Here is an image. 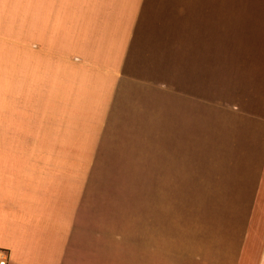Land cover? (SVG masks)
Returning a JSON list of instances; mask_svg holds the SVG:
<instances>
[{
    "label": "crops",
    "instance_id": "1",
    "mask_svg": "<svg viewBox=\"0 0 264 264\" xmlns=\"http://www.w3.org/2000/svg\"><path fill=\"white\" fill-rule=\"evenodd\" d=\"M114 134L146 153L131 256L92 193ZM2 257L264 264V0H0Z\"/></svg>",
    "mask_w": 264,
    "mask_h": 264
},
{
    "label": "rangeland",
    "instance_id": "2",
    "mask_svg": "<svg viewBox=\"0 0 264 264\" xmlns=\"http://www.w3.org/2000/svg\"><path fill=\"white\" fill-rule=\"evenodd\" d=\"M31 65L34 66V64ZM34 71L35 68L29 69V74H33ZM24 89L27 92H37V86L31 85V82H29L28 85L13 86V109H20V103L22 101L14 97H18V92L23 91ZM27 111L29 114L28 124H33L34 126L38 125L39 107L37 103L35 101L28 102ZM13 120L18 123L20 117H13ZM114 135L115 136L112 137V139H109L102 147L99 146V149L93 150L95 155H100L107 161L104 166H95V168H100L102 174L106 173L107 179L97 181L95 180V177H93L92 193L93 200L95 199L97 202L100 201V203L107 206L109 256H114L116 244L119 247V243L123 248L124 256H131L133 237L131 210L132 205L135 202V196L137 195V198L139 196V205L141 206V209L146 208L147 203L146 180L135 181L132 174L135 167L139 168V172L142 173L144 171L143 166H134L133 162L137 157L144 156L146 153L143 149H132V147L129 146V139L125 138L129 141V143H126V140H123L122 138L123 136L119 137V134ZM95 171L99 172V169H96ZM98 182L102 185L101 192L98 190ZM96 201L93 203H96ZM142 229L144 230L141 223L140 235L145 236Z\"/></svg>",
    "mask_w": 264,
    "mask_h": 264
},
{
    "label": "built area",
    "instance_id": "3",
    "mask_svg": "<svg viewBox=\"0 0 264 264\" xmlns=\"http://www.w3.org/2000/svg\"><path fill=\"white\" fill-rule=\"evenodd\" d=\"M0 264H7V259H6V257H2V258L0 259Z\"/></svg>",
    "mask_w": 264,
    "mask_h": 264
}]
</instances>
